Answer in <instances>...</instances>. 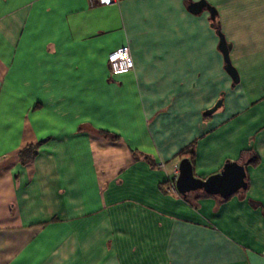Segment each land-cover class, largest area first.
I'll return each mask as SVG.
<instances>
[{
	"label": "crops",
	"instance_id": "1",
	"mask_svg": "<svg viewBox=\"0 0 264 264\" xmlns=\"http://www.w3.org/2000/svg\"><path fill=\"white\" fill-rule=\"evenodd\" d=\"M192 1L0 0V264H264V0ZM192 143L203 178L257 155L246 191L166 189Z\"/></svg>",
	"mask_w": 264,
	"mask_h": 264
},
{
	"label": "water",
	"instance_id": "2",
	"mask_svg": "<svg viewBox=\"0 0 264 264\" xmlns=\"http://www.w3.org/2000/svg\"><path fill=\"white\" fill-rule=\"evenodd\" d=\"M202 8L209 11L210 18L215 19L216 9L214 6L208 4L205 0L192 1L189 4V9L192 12H198ZM219 48L222 51L225 69L236 82L238 80V73L236 68L232 65L229 57L230 43L226 41L224 34L218 29ZM248 162H240L237 160H226L222 168L206 177H198L194 174L193 166L187 157H183L178 162L179 173L175 182L176 190L179 193H185L193 190H202L205 193L219 195L221 198L236 193L238 190H243L247 187L245 180L246 168Z\"/></svg>",
	"mask_w": 264,
	"mask_h": 264
},
{
	"label": "trees",
	"instance_id": "3",
	"mask_svg": "<svg viewBox=\"0 0 264 264\" xmlns=\"http://www.w3.org/2000/svg\"><path fill=\"white\" fill-rule=\"evenodd\" d=\"M215 24V21H214ZM215 26V25H214ZM108 135H111L110 133H107ZM113 137H118L117 135L113 134L111 135ZM36 145L32 144V143H28L26 144L20 151H19V155L20 158L22 160V162H27L31 159V157L33 156V154L36 153ZM194 143H192L191 145H189L188 147H186L184 150H182L179 154V160L183 157H187L190 162L192 163V166L194 164ZM251 150H243L240 154V158L237 161L240 162H245L248 160L247 164H256L258 161V156L255 155L254 153H252ZM245 180L247 182V187L249 185V178L248 175L246 174L245 176ZM166 189L169 188L170 182L166 181ZM247 187L243 190H238L236 193H241V192H245ZM177 191L175 190V193ZM178 193V192H177ZM179 196L185 200L186 202H188L190 205L195 206L198 198L202 197V196H214L217 198H220L221 200L223 199H227V198H221L219 195H213V194H208L203 192L202 190H193V191H189V192H185V193H178Z\"/></svg>",
	"mask_w": 264,
	"mask_h": 264
},
{
	"label": "built area",
	"instance_id": "4",
	"mask_svg": "<svg viewBox=\"0 0 264 264\" xmlns=\"http://www.w3.org/2000/svg\"><path fill=\"white\" fill-rule=\"evenodd\" d=\"M93 1V0H91ZM100 3H111L118 0H98ZM134 67V61L132 54L128 47H118L112 50L108 56V69L111 73L123 72L131 70ZM179 173L178 162L173 166L172 175L169 177L168 181L170 182L168 190L175 191L176 186L175 182Z\"/></svg>",
	"mask_w": 264,
	"mask_h": 264
}]
</instances>
